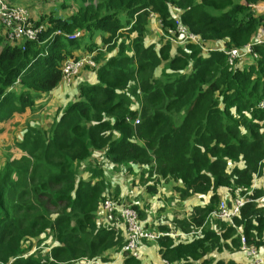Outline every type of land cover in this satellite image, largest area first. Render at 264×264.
I'll return each instance as SVG.
<instances>
[{"label":"trees","instance_id":"1","mask_svg":"<svg viewBox=\"0 0 264 264\" xmlns=\"http://www.w3.org/2000/svg\"><path fill=\"white\" fill-rule=\"evenodd\" d=\"M263 2L62 0V10L33 20L44 26L37 41L12 42L1 30L0 135L45 108L67 61L93 55L96 65L85 67L73 100L49 127L35 117L15 136L14 157L2 163L0 149V264L114 262L127 233L101 224L100 210L113 193L108 179L128 182L133 173L141 175L143 191L130 184L139 194H158L164 183L172 202L207 197L171 222L159 216L157 228L146 221L144 196L126 203L145 230L161 234L141 250L157 243L168 264H237L211 256L241 251L244 239L262 254L264 187L253 183L264 177V44L254 45L257 58L234 65L226 51L254 43L264 29L255 6ZM152 15L159 42L147 40ZM178 24L199 35L206 51L177 43ZM77 32L80 38H68ZM223 189L244 195L232 222L211 215ZM184 234L193 236L181 240ZM125 254L121 263L142 264L140 253Z\"/></svg>","mask_w":264,"mask_h":264},{"label":"rangeland","instance_id":"2","mask_svg":"<svg viewBox=\"0 0 264 264\" xmlns=\"http://www.w3.org/2000/svg\"><path fill=\"white\" fill-rule=\"evenodd\" d=\"M3 1L10 8H14V7L23 8L26 11L30 21L32 22V24L34 26H36V23L33 21L35 18L37 20L41 19L42 17H45L48 19V17L51 15L52 9H56V12H59V10H62V6H61L62 0H3ZM262 4H264V2L261 3L260 5H262ZM64 12H67V9L64 10ZM260 14H264V13H260ZM0 23H1L0 24V31L6 30L4 24L2 23L1 20H0ZM260 31H262V29H260L258 31L256 38H255V41L257 38H258V41L261 39H264V37L261 36ZM161 36H163V35H162V33L158 27L157 18L153 17L152 21L148 25L147 40L149 42H155L159 37L162 38ZM158 40L160 41V39H158ZM158 40H157V42H159ZM177 43H181V42H177ZM242 53H244V52H242ZM91 56H93V55H89V56H86V57H83V58H80L79 60H77V61H84V64L79 68L78 72L74 76H72L70 83L62 82L60 84V86L53 91V92H55L56 90H58L59 92H64L61 95L58 93L60 95V99H57V102L54 101L52 98L53 93H51L48 96L49 99H48L47 103L49 104L50 107H54L50 110V112H53L55 110L57 111V108H60L59 109V114H60L61 109L63 110L64 108H66L71 103V101L73 100L72 95L75 94V88L71 89L72 85L75 84V82L82 75V73L85 70V67H92V65L86 63V61L91 59ZM249 56L250 55H244L242 58H246ZM65 93L67 95H65ZM38 114H39V111L37 112V114L35 116H37ZM42 126L44 128H47L46 124H45V120L42 121ZM14 134H18L17 129L14 130ZM136 174L135 173L132 174L128 183H131V181H133V179H134L137 182V185L142 189V187H141L142 184H141V181L139 180V177H141V175L137 176ZM122 178L125 179L126 177H122ZM108 183H109L110 192H113L112 194H109V197H111L115 200L121 199L126 203L133 201L131 199L130 195L125 194L126 188L128 186L126 181H124L123 179H119V178H114V179L110 178V179H108ZM166 187H169V185L162 183V185L160 187V191L158 194H148L145 192H143V194H139L138 192L135 193V194H138L136 197L138 202L139 201L141 202V197L144 196L145 203H141V205L145 206V208L147 209L148 213H147L146 221L152 227L157 228L161 224L160 223L161 220L159 219V216L161 218H163L164 221H167V222L170 221L171 222L174 218H177L178 215L186 216V214H188L192 210L193 207H195L197 205H204L207 202V199L205 197L202 198L201 196H194V197H191L189 200H186V205H188L189 208L184 205L185 201H182V204H180L177 207L176 204L172 203V201H173L172 197L169 196L168 194H165ZM259 187L263 188L264 182H262L260 179H256L253 183V189H257ZM129 188H130V185H129ZM142 191H143V189H142ZM117 192H120L119 197H117ZM220 194H221V196H220L221 201H224L227 205L231 206V208H233L235 206V204L238 200H240V199L242 200L244 198V195L241 196V194H242L241 190L236 191L235 194H231L230 191L223 189L220 191ZM153 196H155V197L152 198ZM137 200H135V201L137 202ZM158 204H163V205L165 204L164 206L167 208V210H162V208L160 206L158 207ZM100 216L103 217V219H104L102 222H100L101 224L106 223V224L119 226L120 228L124 229V231L127 233L126 225H125V222L123 220L116 221L115 223H108L109 221H111V219H114V218L111 215L107 214L103 210V208H102V210H100ZM173 222L171 225L172 228H174ZM155 230L158 231L157 229H155ZM192 236H193V234L180 236L179 238L181 240H187V239H190ZM43 250H46V248H44V247L37 248V251L42 252ZM242 251L246 255V251H244V250H242ZM226 253H228V252H226ZM218 256H219V254L213 255V257L216 259ZM224 256H227V254H224ZM256 256L263 257L264 255L261 254L259 251V252H256ZM247 258H249V257H247ZM254 262H255V260L251 261L250 259H248V261L244 264H250V263H254ZM85 264H89V262H85ZM100 264H102V263H100Z\"/></svg>","mask_w":264,"mask_h":264},{"label":"built area","instance_id":"3","mask_svg":"<svg viewBox=\"0 0 264 264\" xmlns=\"http://www.w3.org/2000/svg\"><path fill=\"white\" fill-rule=\"evenodd\" d=\"M255 11L257 13H264V4L255 6ZM154 16V15H152ZM156 17V16H154ZM0 20L5 26V29L8 33V39L12 42L15 41H37L39 36L44 31V26H34L30 21L26 11L20 7L10 8L8 7L3 0H0ZM158 27L160 29V21L157 20ZM178 35L181 37V43L183 42H192L204 49L203 39L194 33H191L189 29L181 24H178L177 28ZM261 36L264 37V29L262 28ZM60 34V33H58ZM80 33H75L71 36H68L70 40H75L80 38ZM179 42V41H178ZM180 44V43H179ZM264 44V39L256 41L252 44L246 45L243 48V52L239 49H232L226 51L228 55V62L230 65H234L237 59L242 58L244 55H254L257 58V55L254 53V45ZM204 51H206L204 49ZM235 61V62H234ZM87 64L95 67L96 62L91 56V59L86 61ZM84 64V61L69 60L65 63L63 68V78L62 82L70 83L72 76H74L79 68ZM261 110H264V99L259 104ZM245 204L244 199H240L236 202L235 206L227 205L224 201H221L217 208L212 212V217L220 219L222 221L232 222L233 219L239 214L240 209ZM103 210L113 216L119 217L125 222L127 229V244L123 249V252L135 253L141 247L143 241H156L161 234H158L154 231L145 230L140 222L139 213L133 208L129 207L126 202L117 201L115 199L108 198L104 200L102 204ZM195 235V234H194ZM242 250L246 251L249 259L255 260L254 263L250 264H264V257L256 256L257 249L253 247H248L245 244L244 239L242 240ZM89 264H100L98 261H87ZM163 264H168L166 261H162Z\"/></svg>","mask_w":264,"mask_h":264},{"label":"crops","instance_id":"4","mask_svg":"<svg viewBox=\"0 0 264 264\" xmlns=\"http://www.w3.org/2000/svg\"><path fill=\"white\" fill-rule=\"evenodd\" d=\"M52 93H53L52 94L53 100L57 102V99H60V95L62 93H64V92H59L58 90H56L55 92H52ZM65 95H67V94L65 93ZM52 108H54V107H50L49 104L46 103L45 108L42 111H39V114L37 116H35V115L37 114L38 111L35 112L33 115L29 114V115H27L24 118H17L15 120L9 122L5 126V128L7 129L6 133H3V134L0 135V149H2L4 154H5L4 159L1 160L2 163L5 161L6 157H9V156L14 157L13 145L12 144H13V140L15 139V136L17 135V134H14V130L17 129L18 132H19L28 121H31V119L34 116L36 117V120L39 122V124L42 125V121L45 120L46 127H49L51 125V122L54 120L55 115L59 112V109H60V108H57V111L55 110L53 112H50V110ZM259 179L262 182H264V177L259 178ZM127 184H128V186L126 188V193L125 194L130 195L131 199L133 201L137 200L136 197H137L138 194H135V193L139 192L141 190L139 188L137 189V188H134V187L133 188L132 187L129 188V185L131 183L127 182ZM167 188L168 187H166L165 194H168L169 196L172 197L170 190H168ZM159 191H160V189H159ZM154 197L155 196H153L152 198H154ZM204 197L207 199L206 196H204ZM263 201H264V199L261 200V203H264ZM172 203L176 204L177 207H178V205L182 204V201H180L179 203H178V201H175V202H172ZM136 204H140V201L138 202V200H137ZM164 205L163 204H158V207L160 206L162 208V210H167V208ZM184 205L189 208V206L186 205V202H184ZM103 220H104L103 217H101V222ZM108 223H114V222L111 219V221H109ZM118 228H120V227L118 226ZM120 229H122V228H120ZM122 230H124V229H122ZM193 234H198V233H193ZM184 235H186V234H184ZM158 249H159V247L157 246V243L151 242V243L145 244L142 250H141V248H139L137 250L136 254L140 253V258L143 260L142 264H162L163 262H162L161 257L159 256V250ZM140 250H141V252H140ZM125 253L126 252H121V254L117 257V259L114 262L108 263V264H123L121 262H122V257L126 256ZM214 254H219L217 259L213 257ZM214 254L211 256V258H213L214 260H217V261L221 260V259H223L225 261H231L232 260V261L236 262L237 264H244L249 259V258H247L248 257L247 254L245 255V253L242 250L241 251H237V252H232V253H214ZM224 254H227V256H224ZM262 254L264 255V250L262 251Z\"/></svg>","mask_w":264,"mask_h":264}]
</instances>
